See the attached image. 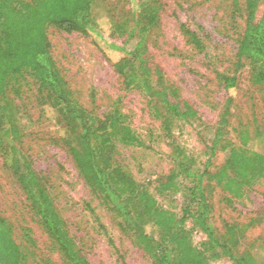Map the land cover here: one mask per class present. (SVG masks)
I'll list each match as a JSON object with an SVG mask.
<instances>
[{"label":"rangeland","instance_id":"obj_1","mask_svg":"<svg viewBox=\"0 0 264 264\" xmlns=\"http://www.w3.org/2000/svg\"><path fill=\"white\" fill-rule=\"evenodd\" d=\"M91 1L103 40L97 43L82 32L48 24L50 53L75 104L101 121L117 110L120 122L137 136L136 143L116 136L103 146L98 135L93 138L109 167L124 169L159 208L178 219L187 204L195 208L189 195L195 180L182 168L201 173L208 165L213 173L223 164L220 147L210 154L206 127H217L224 117L221 143L237 149H244L241 133L254 136L264 129V83L255 80L257 68L238 56L246 0ZM263 9L264 0H259L255 21ZM182 26L195 34L200 47ZM120 56L130 58L124 73L112 64ZM165 98L196 116L185 121L169 112ZM0 105V216L28 263L70 264L31 208L13 167L15 158L20 170L34 173L45 188L91 264H153L122 218L79 172L63 115L51 106L47 91L29 70L8 80ZM250 147L263 150L254 142ZM172 173L173 185L163 189ZM250 175L240 197L214 181L203 182L211 207L209 223L221 237H231L236 255L264 249V174L253 165ZM182 227L210 264H233L225 255H211L205 234L192 218ZM147 229L156 234L154 226Z\"/></svg>","mask_w":264,"mask_h":264},{"label":"trees","instance_id":"obj_2","mask_svg":"<svg viewBox=\"0 0 264 264\" xmlns=\"http://www.w3.org/2000/svg\"><path fill=\"white\" fill-rule=\"evenodd\" d=\"M258 1L246 0L248 13L239 42L238 56L249 60L257 68L255 80L264 83V9L260 19L255 21ZM48 24L67 32H82L97 43L103 40L97 20L92 17L91 0H0V97L9 79L25 70L34 75L40 88L47 91L51 106L63 115L64 133L72 137L69 140V150L79 172L109 209L122 218L136 243L149 255L153 264H210L206 255L192 245L182 227L187 217L192 218L194 224L205 234L206 248L213 257L225 255L233 264H264V249L255 248L236 255L232 249L231 237H221L209 223L211 207L203 185L205 179L214 181L226 193L240 197L243 187L252 180L251 166L255 165L259 173L264 174V129L257 131L254 136L247 132L241 133L239 137L244 149H237L221 143L226 122L224 117L217 127H206L210 154L214 155L220 147L223 151V164L213 173L208 170V165L201 173L182 168L187 176L195 180V184L189 189L190 200L195 208L192 210L191 204H187L183 214L176 219L159 208L152 195L139 188L124 169L120 166L109 167L101 149L93 144L92 140L97 135L101 146L116 136L129 143L138 142V138L130 127L120 122L117 110L107 120L101 121L71 100L66 83L50 53L46 34ZM182 28L188 39L200 47L201 43L195 34L184 26ZM129 63L130 58L127 56L112 60L119 73H124ZM146 83L149 88L148 78ZM164 104L169 112L185 121L196 116V112L190 108L180 110L167 98L164 99ZM252 142L263 150L250 147ZM11 149L15 152L14 147ZM13 167L31 208L67 261L70 264H91L77 248L51 197L34 173H23L16 158ZM174 177V173L168 175L162 183L163 189L173 185ZM148 226H154L156 234L147 229ZM228 231L231 235V228ZM0 264H29L26 255L12 237L9 224L1 216Z\"/></svg>","mask_w":264,"mask_h":264}]
</instances>
